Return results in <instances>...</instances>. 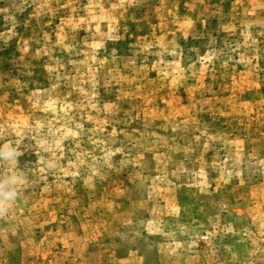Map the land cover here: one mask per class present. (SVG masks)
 <instances>
[{
  "label": "rangeland",
  "instance_id": "obj_1",
  "mask_svg": "<svg viewBox=\"0 0 264 264\" xmlns=\"http://www.w3.org/2000/svg\"><path fill=\"white\" fill-rule=\"evenodd\" d=\"M3 143L0 264H264V0H0Z\"/></svg>",
  "mask_w": 264,
  "mask_h": 264
},
{
  "label": "clouds",
  "instance_id": "obj_2",
  "mask_svg": "<svg viewBox=\"0 0 264 264\" xmlns=\"http://www.w3.org/2000/svg\"><path fill=\"white\" fill-rule=\"evenodd\" d=\"M21 154L20 150L10 143L0 144V219L9 217L14 205L21 199L20 174H5L3 171L17 167ZM47 166L53 168L55 164L49 162Z\"/></svg>",
  "mask_w": 264,
  "mask_h": 264
}]
</instances>
